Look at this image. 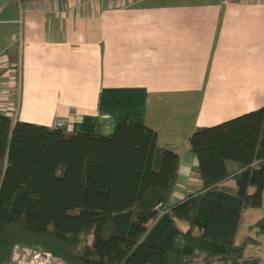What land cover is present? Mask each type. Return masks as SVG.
I'll use <instances>...</instances> for the list:
<instances>
[{"label": "crops", "instance_id": "1", "mask_svg": "<svg viewBox=\"0 0 264 264\" xmlns=\"http://www.w3.org/2000/svg\"><path fill=\"white\" fill-rule=\"evenodd\" d=\"M263 107L264 0H0V113L147 125L179 156L170 203L202 187L191 134Z\"/></svg>", "mask_w": 264, "mask_h": 264}, {"label": "trees", "instance_id": "2", "mask_svg": "<svg viewBox=\"0 0 264 264\" xmlns=\"http://www.w3.org/2000/svg\"><path fill=\"white\" fill-rule=\"evenodd\" d=\"M188 142L202 187L170 203L179 156L147 125L124 119L101 135L0 113V263L21 245L70 264H259L245 255L258 241L235 237L263 200L264 107ZM250 228L264 234V216Z\"/></svg>", "mask_w": 264, "mask_h": 264}, {"label": "built area", "instance_id": "3", "mask_svg": "<svg viewBox=\"0 0 264 264\" xmlns=\"http://www.w3.org/2000/svg\"><path fill=\"white\" fill-rule=\"evenodd\" d=\"M68 119L64 117L55 118L50 124L51 128L66 127ZM0 264H70L61 257L47 250L33 247L15 245L10 258Z\"/></svg>", "mask_w": 264, "mask_h": 264}, {"label": "rangeland", "instance_id": "4", "mask_svg": "<svg viewBox=\"0 0 264 264\" xmlns=\"http://www.w3.org/2000/svg\"><path fill=\"white\" fill-rule=\"evenodd\" d=\"M174 199H176V197H174ZM262 216H264V195L261 206L249 207L241 212L235 238L236 243H239L246 236H252L258 241V243L248 244L246 246L245 255L258 256L260 258L259 264H264V234H256L250 226Z\"/></svg>", "mask_w": 264, "mask_h": 264}]
</instances>
